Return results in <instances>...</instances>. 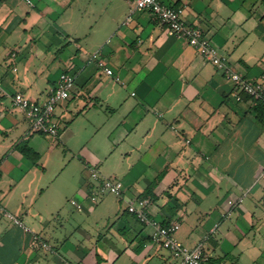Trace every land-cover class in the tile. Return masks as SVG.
I'll use <instances>...</instances> for the list:
<instances>
[{
	"label": "crops",
	"instance_id": "0c3cea01",
	"mask_svg": "<svg viewBox=\"0 0 264 264\" xmlns=\"http://www.w3.org/2000/svg\"><path fill=\"white\" fill-rule=\"evenodd\" d=\"M32 1L0 0V264H177L128 210L158 178L150 217L176 222L180 242L208 236L211 264H264V97L148 10L125 24L135 0ZM160 1L184 8L235 73L264 75V0ZM62 73L76 80L55 111L62 128L34 133L13 97L43 101ZM57 141L80 161L71 220L39 173ZM90 169L121 181L122 196L92 201Z\"/></svg>",
	"mask_w": 264,
	"mask_h": 264
},
{
	"label": "built area",
	"instance_id": "2783aa9c",
	"mask_svg": "<svg viewBox=\"0 0 264 264\" xmlns=\"http://www.w3.org/2000/svg\"><path fill=\"white\" fill-rule=\"evenodd\" d=\"M24 1L30 7L34 6L32 0ZM135 10H148L160 25L168 26L179 37L185 39L189 45L196 48L206 62H210L222 70L226 77L233 80L238 86V89L245 92L253 102L263 99L264 75L261 76L259 81H254L245 79L240 74L235 73L229 67L227 58L218 53L205 37L204 32L200 28L188 24L183 19L184 8L166 6L160 0H135L133 9L126 18L125 24H128L132 20V14ZM97 55L98 53L94 56ZM105 72L107 75L113 76L112 70L105 68ZM115 80L119 81V78ZM75 81L73 75L62 73L59 77L58 86L50 91L49 96L45 100L40 102L32 101L20 92L14 95V106L24 114L32 132L52 136L57 135L58 124L55 120V111L57 105L68 98ZM0 91H2L1 81ZM90 170L91 178L97 184L96 194L91 196L92 201H97L100 195L105 194H113L118 197L122 196L124 185L121 181L101 178L96 169ZM151 203V199L149 198L134 200L130 202L128 210L142 224L152 228V240L160 247L169 250L178 261L177 264H211V257L205 247V241L209 237L206 236L204 241L193 248L184 245L177 238L178 225L176 222L164 225L150 217L148 209ZM72 204L77 209H82L81 204L75 201H72ZM230 204L234 205V202L231 201ZM7 216L20 227H24L22 222L12 214L7 213Z\"/></svg>",
	"mask_w": 264,
	"mask_h": 264
},
{
	"label": "rangeland",
	"instance_id": "374dc122",
	"mask_svg": "<svg viewBox=\"0 0 264 264\" xmlns=\"http://www.w3.org/2000/svg\"><path fill=\"white\" fill-rule=\"evenodd\" d=\"M60 129L62 126L58 123ZM94 142V140H92ZM91 142V143H93ZM57 141V150L53 156V160L50 161L48 164L43 166L42 164L39 165V173H41L43 177L42 188L47 193H50L54 189H59L63 191V200L65 204L66 210L63 212V215L70 217V220L79 213V210L76 206L72 204V201L79 203V197L76 195V190H78L79 185L74 178H76V174L78 173V169L76 168L77 165L80 167L79 159L73 158L72 154L70 153L69 149L63 145L59 144ZM92 145V144H91ZM82 158V157H81ZM81 160V159H80ZM43 163V162H41ZM83 164V163H82ZM90 177H89V176ZM85 175L88 180L93 181L91 178V171ZM100 176V175H99ZM101 178H104L100 176ZM114 179V178H109ZM118 180V179H115ZM94 182V181H93ZM111 195V194H105ZM80 204V203H79ZM72 217V218H71ZM68 223V219L65 221ZM73 223H68L67 227ZM69 229V228H68ZM166 253H170L169 250H165ZM175 262L178 261L174 258Z\"/></svg>",
	"mask_w": 264,
	"mask_h": 264
},
{
	"label": "trees",
	"instance_id": "16d2710c",
	"mask_svg": "<svg viewBox=\"0 0 264 264\" xmlns=\"http://www.w3.org/2000/svg\"><path fill=\"white\" fill-rule=\"evenodd\" d=\"M158 182H159V178L156 181H154L153 185L147 190L143 198H149V199L151 198L153 188L158 184Z\"/></svg>",
	"mask_w": 264,
	"mask_h": 264
}]
</instances>
